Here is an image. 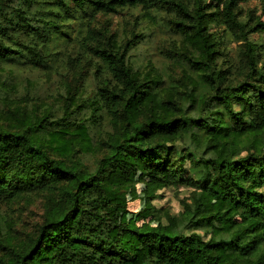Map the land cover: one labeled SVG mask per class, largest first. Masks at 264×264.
<instances>
[{"label":"trees","instance_id":"trees-1","mask_svg":"<svg viewBox=\"0 0 264 264\" xmlns=\"http://www.w3.org/2000/svg\"><path fill=\"white\" fill-rule=\"evenodd\" d=\"M245 1L18 0L9 12L0 2V64L42 66L70 12L91 19L141 6L148 13L157 2L173 7V28L191 47V88L173 85L163 96L159 78L132 68L130 41H100L87 31L95 41L88 51L113 81L97 90L115 128L104 142L94 144L67 113L50 119L48 110L37 117L7 108L15 124L0 125V201L38 191L48 197L34 235L6 242L0 264H264V54L249 38L264 32V21L242 19ZM213 22L242 47L236 83L230 65H217ZM82 150H103L94 170L78 157ZM139 170L161 186L193 188L164 224L119 221Z\"/></svg>","mask_w":264,"mask_h":264},{"label":"rangeland","instance_id":"rangeland-1","mask_svg":"<svg viewBox=\"0 0 264 264\" xmlns=\"http://www.w3.org/2000/svg\"><path fill=\"white\" fill-rule=\"evenodd\" d=\"M0 2L7 12L19 5L18 0ZM239 5L243 20L255 14L264 21L263 0H246ZM174 17L173 7L164 2L153 4L148 13L137 6L115 14L97 13L91 19L78 12L65 15L58 27L59 34L55 35L52 55L46 63L39 67L0 64V125L15 124L14 120L6 118L9 116L7 108L18 106L26 114L37 117L48 110L50 119L67 113L72 124L81 121L87 126L88 137L94 144L104 142L115 131L97 94L98 88L109 86L113 81L100 60L88 51V46L95 45L93 39H87L88 30H92L100 41L102 36L109 35L117 44L130 41L127 57L132 68L142 76L159 78L163 96L166 89L173 90V85L180 92L187 93L191 83L187 79L190 71L186 62L191 47L184 36L173 28ZM209 32L219 43L217 65L221 68L230 65V77H234L235 83L240 81V43L220 23H210ZM249 38L263 44L264 54V32L253 33ZM184 103L189 104V101ZM72 124L64 126L74 129ZM259 146L264 150V136H260ZM103 153V150H82L77 155L89 170H94ZM180 164L185 170L190 166L188 160ZM125 192L127 208L119 221L128 226H156L164 224L166 216L180 213L181 201L190 196L193 188L185 185L161 186L139 170L135 183ZM47 197V192L38 191L22 194L9 202L0 201V241L3 243L0 244V257L6 252L3 248L6 242L18 244L34 235L42 223Z\"/></svg>","mask_w":264,"mask_h":264}]
</instances>
